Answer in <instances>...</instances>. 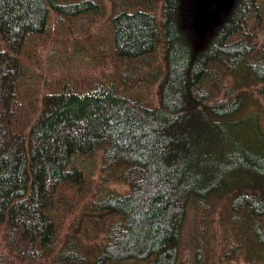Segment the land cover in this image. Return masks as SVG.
<instances>
[{"label": "trees", "instance_id": "trees-1", "mask_svg": "<svg viewBox=\"0 0 264 264\" xmlns=\"http://www.w3.org/2000/svg\"><path fill=\"white\" fill-rule=\"evenodd\" d=\"M212 4L0 0V264H186L191 208L194 264H264V0Z\"/></svg>", "mask_w": 264, "mask_h": 264}, {"label": "rangeland", "instance_id": "rangeland-1", "mask_svg": "<svg viewBox=\"0 0 264 264\" xmlns=\"http://www.w3.org/2000/svg\"><path fill=\"white\" fill-rule=\"evenodd\" d=\"M72 31L73 34L76 35L79 39L83 38L86 34V27H83L84 25L79 22H75V25H72ZM98 24H96V27L94 30H98ZM54 30V29H53ZM85 31V32H84ZM68 36V32L64 31L61 32L59 35V38H65ZM264 36L261 35V39H263ZM197 38V42H198ZM206 38L202 39V44L205 43ZM63 47L61 44L53 45L52 42H50L49 47L45 50V58L43 60V70L47 75H53V76H60L62 72L60 68H65L67 66L69 69L74 70L76 72H79L81 74H84L87 72V70L90 68L92 63L84 59L81 56L75 57L72 61H68L67 65L63 64L61 61H63ZM156 89V87H155ZM146 90L143 91V93ZM137 97V96H136ZM148 100H151L152 96H146ZM154 99H156L154 97ZM93 160H89L88 164L92 165ZM195 219H194V211L191 208L188 214V219L185 226V232H184V259L186 264H194V233H195ZM215 258L211 256L209 264H213Z\"/></svg>", "mask_w": 264, "mask_h": 264}, {"label": "water", "instance_id": "water-1", "mask_svg": "<svg viewBox=\"0 0 264 264\" xmlns=\"http://www.w3.org/2000/svg\"><path fill=\"white\" fill-rule=\"evenodd\" d=\"M206 3L208 4L210 10H212L213 4H212V0H205ZM203 39V36H201V40Z\"/></svg>", "mask_w": 264, "mask_h": 264}]
</instances>
